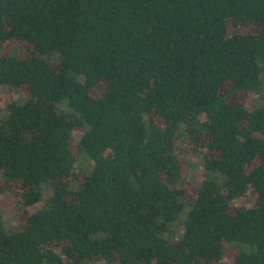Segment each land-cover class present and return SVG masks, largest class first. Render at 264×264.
Here are the masks:
<instances>
[{
    "label": "trees",
    "instance_id": "1",
    "mask_svg": "<svg viewBox=\"0 0 264 264\" xmlns=\"http://www.w3.org/2000/svg\"><path fill=\"white\" fill-rule=\"evenodd\" d=\"M0 86V264H264V0H0Z\"/></svg>",
    "mask_w": 264,
    "mask_h": 264
},
{
    "label": "rangeland",
    "instance_id": "2",
    "mask_svg": "<svg viewBox=\"0 0 264 264\" xmlns=\"http://www.w3.org/2000/svg\"><path fill=\"white\" fill-rule=\"evenodd\" d=\"M3 52H11V53H22V45H20L18 42H13L10 47L3 48ZM12 93V96L14 98H19V94H14V92H8L5 88L0 86V109L2 108L4 99L3 97L9 96V94ZM264 103V100L258 96L254 92H250V98L248 102V106L250 108L259 106ZM78 135L76 134V137ZM186 171L181 179V184L183 185H196L200 179H201V174L203 171V166H202V159L199 153L193 154L190 156H187L186 158ZM254 194L251 189L248 190L247 192V197L242 200L243 203H249L251 204V201L253 200ZM0 200L2 204V208L5 212V221L8 226H12L18 221L17 217V212L18 209L15 208L14 204L15 203V197L10 194V193H2L0 194ZM183 228V226H181ZM230 260V258H227ZM97 264H107L105 262H99Z\"/></svg>",
    "mask_w": 264,
    "mask_h": 264
}]
</instances>
